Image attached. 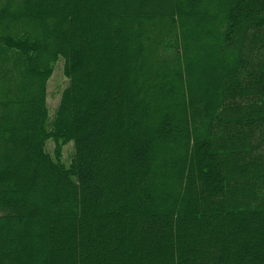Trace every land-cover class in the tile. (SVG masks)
Here are the masks:
<instances>
[{"label": "trees", "instance_id": "trees-1", "mask_svg": "<svg viewBox=\"0 0 264 264\" xmlns=\"http://www.w3.org/2000/svg\"><path fill=\"white\" fill-rule=\"evenodd\" d=\"M0 264H264V0H0Z\"/></svg>", "mask_w": 264, "mask_h": 264}, {"label": "rangeland", "instance_id": "rangeland-1", "mask_svg": "<svg viewBox=\"0 0 264 264\" xmlns=\"http://www.w3.org/2000/svg\"><path fill=\"white\" fill-rule=\"evenodd\" d=\"M67 86H68V79L65 77L63 73V62L59 61L55 65L54 73L50 78L47 87V103L51 113H53L55 109L58 107L61 95L63 91L67 88ZM55 148H56V143L54 141H49L47 144V150L52 156H54ZM62 151H63L62 160L64 164L69 165L74 152L73 143L64 146L62 148Z\"/></svg>", "mask_w": 264, "mask_h": 264}]
</instances>
